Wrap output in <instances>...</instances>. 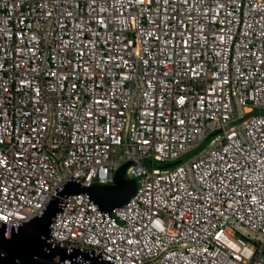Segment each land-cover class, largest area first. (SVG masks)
Here are the masks:
<instances>
[{"label":"built area","instance_id":"1","mask_svg":"<svg viewBox=\"0 0 264 264\" xmlns=\"http://www.w3.org/2000/svg\"><path fill=\"white\" fill-rule=\"evenodd\" d=\"M52 202L53 264H264V0H0V228Z\"/></svg>","mask_w":264,"mask_h":264},{"label":"water","instance_id":"2","mask_svg":"<svg viewBox=\"0 0 264 264\" xmlns=\"http://www.w3.org/2000/svg\"><path fill=\"white\" fill-rule=\"evenodd\" d=\"M127 168L128 165H124L115 173L113 187L93 186L84 189L75 186L65 191L68 194H86L102 211H111L125 205L137 191V181L123 179L122 173ZM58 211L54 203H50L40 218L24 223L8 237L4 229L0 228V264H53L55 250L45 253L44 247L49 235V224Z\"/></svg>","mask_w":264,"mask_h":264},{"label":"rangeland","instance_id":"3","mask_svg":"<svg viewBox=\"0 0 264 264\" xmlns=\"http://www.w3.org/2000/svg\"><path fill=\"white\" fill-rule=\"evenodd\" d=\"M247 108H249V107H247V106L244 107V114H245V116H244V118H243L244 120L250 118V117H251L252 115H254V114L257 115V114L259 113V111H255V113L248 114V113L246 112V109H247ZM249 109H252V108H249ZM144 165H146V166H150V160H149V159H148V160H145V161H144ZM154 167L157 168V169L169 168L168 165H165V164H157V163L154 164ZM114 175H115V174H114ZM122 176H123V179H124V180H128L127 177H126V175H125V172L122 173ZM113 182H114V178H113ZM113 182L110 183V184H108L107 187H113V186H114V183H113Z\"/></svg>","mask_w":264,"mask_h":264},{"label":"bare ground","instance_id":"4","mask_svg":"<svg viewBox=\"0 0 264 264\" xmlns=\"http://www.w3.org/2000/svg\"><path fill=\"white\" fill-rule=\"evenodd\" d=\"M246 112H247L248 114L255 113V111H254L253 109H249V108L246 109Z\"/></svg>","mask_w":264,"mask_h":264}]
</instances>
